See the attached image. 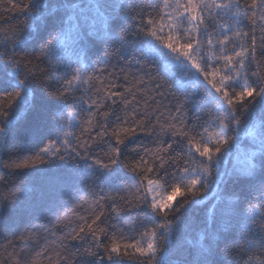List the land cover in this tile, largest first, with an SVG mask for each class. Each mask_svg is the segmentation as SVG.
Here are the masks:
<instances>
[{
	"label": "snow or ice",
	"instance_id": "obj_1",
	"mask_svg": "<svg viewBox=\"0 0 264 264\" xmlns=\"http://www.w3.org/2000/svg\"><path fill=\"white\" fill-rule=\"evenodd\" d=\"M0 172V264H264V0H0Z\"/></svg>",
	"mask_w": 264,
	"mask_h": 264
},
{
	"label": "trees",
	"instance_id": "obj_2",
	"mask_svg": "<svg viewBox=\"0 0 264 264\" xmlns=\"http://www.w3.org/2000/svg\"><path fill=\"white\" fill-rule=\"evenodd\" d=\"M102 55V53H101ZM95 58V57H94ZM243 147V145H242ZM0 175H5L6 176V173H3V172H0ZM6 178L12 180V181H15V182H19L20 180H25V179H29L31 180L35 185H36V191L33 193V197L35 199H39L40 196H41V191H40V188H41V185H42V176L41 174H38V173H31L29 176L25 177V176H20V177H16V176H12V177H7ZM197 216L203 217V213H197L196 214ZM5 216H6V221L7 223H12V221H16L17 223H20L19 220H17V217H16V212H15V209H9L6 213H5ZM41 223H46L45 221H40ZM23 229V224H20V230ZM197 231H198V223L197 222H194L193 223V227L191 229V231L189 233H187L186 235V239L189 240V241H192L194 242L197 238Z\"/></svg>",
	"mask_w": 264,
	"mask_h": 264
}]
</instances>
